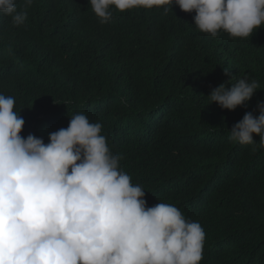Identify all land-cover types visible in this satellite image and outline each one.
I'll return each mask as SVG.
<instances>
[{"label":"trees","instance_id":"obj_1","mask_svg":"<svg viewBox=\"0 0 264 264\" xmlns=\"http://www.w3.org/2000/svg\"><path fill=\"white\" fill-rule=\"evenodd\" d=\"M169 8L113 7L101 24L89 0H34L23 28L0 13V94L14 97L21 136L45 144L75 114L101 123L147 206L173 204L201 224L200 264H264V149L229 138L264 101V32L213 37L194 11ZM245 75L259 85L250 101L209 104L213 88Z\"/></svg>","mask_w":264,"mask_h":264},{"label":"clouds","instance_id":"obj_2","mask_svg":"<svg viewBox=\"0 0 264 264\" xmlns=\"http://www.w3.org/2000/svg\"><path fill=\"white\" fill-rule=\"evenodd\" d=\"M33 2L0 0V13L23 28ZM89 4L101 24L112 18L113 7L168 15L175 4L181 16L194 11V25L213 37L226 32L252 41L264 32V0ZM231 80L211 90L209 104L235 110L259 87L247 75ZM14 106V97L0 94V264H200L206 236L201 224L188 221L173 204L147 206L143 188L131 183L110 151L101 123L75 114L45 144L33 134L21 136L25 121ZM256 108L258 115L246 112L229 131L231 141L255 145L253 151L264 149V101Z\"/></svg>","mask_w":264,"mask_h":264},{"label":"bare ground","instance_id":"obj_3","mask_svg":"<svg viewBox=\"0 0 264 264\" xmlns=\"http://www.w3.org/2000/svg\"><path fill=\"white\" fill-rule=\"evenodd\" d=\"M59 15H61V14H59ZM61 17H62V15H61ZM68 21V20H67ZM247 67V66H246ZM249 67H251V66H249ZM239 68V67H238ZM242 69V68H241ZM240 69V70H241ZM248 69V68H247ZM243 70V69H242ZM249 71V70H248ZM232 72V71H231ZM243 72V71H242ZM246 72V71H245ZM250 73V72H249ZM246 74V73H245ZM248 74V73H247ZM250 76V75H249ZM252 255V254H251Z\"/></svg>","mask_w":264,"mask_h":264}]
</instances>
